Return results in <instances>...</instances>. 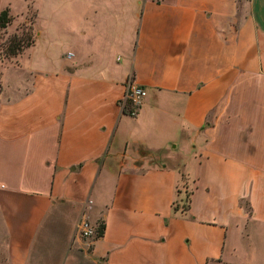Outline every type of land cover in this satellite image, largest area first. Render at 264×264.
I'll return each mask as SVG.
<instances>
[{
	"label": "crops",
	"instance_id": "obj_1",
	"mask_svg": "<svg viewBox=\"0 0 264 264\" xmlns=\"http://www.w3.org/2000/svg\"><path fill=\"white\" fill-rule=\"evenodd\" d=\"M5 9L34 43L0 66V264H264V0Z\"/></svg>",
	"mask_w": 264,
	"mask_h": 264
},
{
	"label": "built area",
	"instance_id": "obj_2",
	"mask_svg": "<svg viewBox=\"0 0 264 264\" xmlns=\"http://www.w3.org/2000/svg\"><path fill=\"white\" fill-rule=\"evenodd\" d=\"M69 56V55H68ZM125 92L120 101L124 113L134 118L137 116L140 108L146 98V90L136 84L133 78H128L125 83ZM78 235L85 240L93 239L97 236V228L90 223L88 218L84 216L77 226Z\"/></svg>",
	"mask_w": 264,
	"mask_h": 264
},
{
	"label": "rangeland",
	"instance_id": "obj_3",
	"mask_svg": "<svg viewBox=\"0 0 264 264\" xmlns=\"http://www.w3.org/2000/svg\"><path fill=\"white\" fill-rule=\"evenodd\" d=\"M62 3L63 8L72 9L79 5H81V0H60ZM10 19L11 15L9 13ZM11 22V21H10ZM33 23V10H30V12L25 16L24 19H21L17 21V23L12 27L7 26L6 29H0V66L3 62H5L7 59L4 57V51L6 50L11 38L13 35L22 36L26 34L29 31V28L31 27ZM46 23H51L50 21V15L47 16H40V20H38L37 26H43ZM68 48H63V52H67ZM192 165V163H186V170H189V167ZM186 198V194H185Z\"/></svg>",
	"mask_w": 264,
	"mask_h": 264
},
{
	"label": "trees",
	"instance_id": "obj_4",
	"mask_svg": "<svg viewBox=\"0 0 264 264\" xmlns=\"http://www.w3.org/2000/svg\"><path fill=\"white\" fill-rule=\"evenodd\" d=\"M11 19L9 16V10L5 9L0 13V29H6ZM30 32L22 36L13 35L6 50L4 51V57L6 59L14 58L20 55L25 49L29 48L34 43V34L32 28H29ZM103 234V225H98L97 236L100 237Z\"/></svg>",
	"mask_w": 264,
	"mask_h": 264
}]
</instances>
